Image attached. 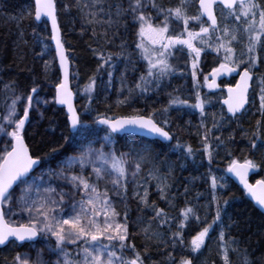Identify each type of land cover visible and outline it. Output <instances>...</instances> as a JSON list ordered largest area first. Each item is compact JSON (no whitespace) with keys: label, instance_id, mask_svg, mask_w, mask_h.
<instances>
[{"label":"snow or ice","instance_id":"snow-or-ice-1","mask_svg":"<svg viewBox=\"0 0 264 264\" xmlns=\"http://www.w3.org/2000/svg\"><path fill=\"white\" fill-rule=\"evenodd\" d=\"M106 3L107 0H74L75 7L84 14L89 24H105L109 29L121 25L127 29L130 25L137 38L135 48L139 50L140 59L146 62L135 88H129L128 94L118 100L117 105L127 104L134 92L138 91L143 96L154 89H161L165 80L170 81L176 75H190L195 102L190 103L168 93V104L160 109H133L131 114L121 117H109L107 113H102L94 118L93 123L104 126L105 145L111 146L117 136L144 139L119 154L114 148L105 151L104 145L97 149L89 144L85 148L78 141L91 130V126L85 123L83 113L73 104L70 76L75 73L70 71L71 62L62 38L58 0H33L27 16L45 27L50 24L51 32L46 39L54 42L55 46L51 59H43V73L47 78L58 62V75L51 99L41 97V89L35 79L27 91H18L14 80L4 84L7 95L4 111L0 113V248L34 249L43 245L37 249L34 259L29 252H17L12 264H145L144 256L149 248L145 246L141 253L132 242L133 233L129 230L127 201L131 183L132 198L137 201L138 211L150 210L151 220L157 221L158 227L153 229L150 221L144 226L145 222L138 218L145 240L162 246L158 249L165 253L162 264H194L198 257L188 259L181 255L177 261L173 251L180 248L181 252L201 253L206 242L213 240V233L217 234L223 264H234L232 255L237 257V264H264V256L258 258V262L250 260L247 247L241 248V241L231 235L233 229L241 234L251 233L252 219H233L229 216L228 223H225L230 198H226L220 190L228 187L226 175L217 176L210 171L207 177L210 181V200L199 206H189L186 200L178 216H170L168 211L150 201L146 186L155 180L159 198L165 200L169 208H176L175 197H170L168 193L170 185L167 177L155 167L158 159L155 149L162 142H169L163 146L172 151L181 150L185 159L196 156L190 144H182L174 137L169 126L171 110L178 113H183L184 109L199 112L200 124L197 128L203 131L200 132L201 148L198 151L211 165L217 149L224 143L221 139L223 129L233 123L239 127L240 120L249 111L246 106L255 104L249 90L256 70L264 65V0H180L175 7H165L157 0H127V7L118 3L114 12L111 4L105 8ZM191 3L198 5L195 13L189 11ZM62 10L68 11L69 5H63ZM241 43L243 51L237 55L236 46ZM120 47L122 51L117 56L123 55L126 46L121 43ZM209 52L216 53L214 59L218 66L203 75L201 81L202 55L207 58ZM50 53L49 45L44 44L38 55L43 58ZM93 54L97 57V73L104 69L107 74V83L101 81L107 91L113 84V72L116 70L113 54L105 55L103 50L97 49H93ZM130 55L125 57V73L129 69L137 71L136 61ZM181 62L184 69L178 70ZM234 73L239 76V81L235 87H227V98L222 101L227 107V114L207 113L205 105L211 101L202 97L201 89L206 87L211 92L220 87L217 80L221 76ZM120 82L123 91L125 74H121ZM258 86L257 111L264 118V74L258 77ZM96 92L97 78L93 75L84 87L88 102L84 112L91 110ZM42 104L45 107L60 105L66 109V135L62 133L61 140L77 143L72 156L61 155L56 144L50 145L51 151L61 157L55 168L50 160L34 156L25 143L27 132L33 125L32 114L43 115ZM208 116L212 119L211 128L206 127ZM256 125L257 131L252 136L260 139L264 135V122L257 120ZM213 129L221 135H213ZM174 139L176 142L173 144ZM227 139H235L234 131L229 132ZM213 140L219 143L214 144ZM250 145L252 150L264 151V140L259 145L252 140ZM42 164L48 167L45 169ZM149 164L152 167L148 168L147 177L143 181L137 180L145 165ZM257 167L252 159L245 158L243 163L231 159L226 173L236 177L243 186L261 220L257 230L264 236V179H258L254 184L248 179L249 172ZM168 174H171V165ZM188 190L185 188V193ZM113 197L124 204L123 213L117 211ZM212 205L215 206L214 215L209 222L208 211L212 210ZM199 207L205 209L203 218L198 214ZM12 217L18 219L12 220ZM193 219L202 227L188 240L185 228Z\"/></svg>","mask_w":264,"mask_h":264},{"label":"trees","instance_id":"trees-1","mask_svg":"<svg viewBox=\"0 0 264 264\" xmlns=\"http://www.w3.org/2000/svg\"><path fill=\"white\" fill-rule=\"evenodd\" d=\"M65 4L69 5L68 11L62 10ZM32 6V0H0V113L4 111L3 105L7 95L4 91V84L10 83L13 80L18 85V91L29 90L32 80L35 79L41 89L40 94L50 98H52L54 94L53 85L58 75L56 64L54 65V70L49 71L47 78H45L43 73V59H51V55H54L50 40L46 39V37L50 35V31L48 26L45 27L43 24H37L34 18L27 16V10ZM123 6L127 7V0H123ZM194 7L195 10H197L195 3ZM58 9H60L58 20L62 29V37L69 56H72L73 73L76 75V72H78L82 79H86L87 82H89V77L93 75H96L97 78V92L94 94L95 100L90 106L91 110L89 112H84L85 107H88L87 98L85 95V97L82 96L81 92L76 89L75 75L72 78L78 109L83 113L85 123L91 126V130L86 133L87 135L91 137L98 133H105L104 129L101 127L98 131L96 128L97 125L93 123L94 118L102 113H107L109 117H121L131 114L133 109H141L144 111H151L154 108L160 109L167 106L169 99L168 93L179 96L181 99H188L190 103L195 102L193 101L194 89L192 88L191 77L187 75L173 78L172 83L167 85L165 94L160 95L161 97L135 96L136 98L129 105H115L118 89L117 82L124 71L125 65L123 55H116L121 53V51H119V49L114 50V44H112L111 40L113 39L112 36L106 37L108 42L104 41L102 31L95 30L94 35L92 27L90 28L81 23L80 15H77L78 10L75 7L74 0H58ZM221 23H223L222 20ZM118 28L119 33L124 35L125 45L133 49L135 34L132 27L129 25L127 29H122L121 26H118ZM41 41H43V43H41ZM114 41L115 44L119 46L120 42L116 39ZM44 44L49 45L51 53L41 58L38 53L43 48ZM93 49L103 50L105 55L112 53L113 63L117 65L116 70L113 72V84L107 91L103 89L101 81L106 84L108 77L104 69H101L100 72L97 73V57L93 54ZM21 56L24 58L21 59ZM208 59H211L210 54H207L206 60ZM107 67L106 65L105 68ZM183 69L184 66L180 68V70ZM138 71L139 68L132 78H137ZM261 74H264V72L261 71L260 67L256 70L255 77L257 81ZM128 79L132 82L131 78ZM110 95H112V97ZM115 96L116 98H114ZM254 96H256L255 89L252 91L251 98H254ZM83 97L85 99H82ZM258 107L259 100L256 97V103L254 106H250L247 114L240 120L239 127L233 123L223 129L221 139L224 143L217 149L211 165L208 164L207 158L202 156L201 152L198 151L201 148V143L197 140V135H199L197 125L200 124L199 112L192 109H184L183 113L171 110L169 126L174 137L178 138L182 144H190L196 152V156L195 158L185 159L181 150L172 151L163 146L167 144L156 147L155 151L158 155L157 161H164V163L171 165V167L175 169V179L171 180L172 184H174L169 196L175 197L176 208H169L167 202L161 200L159 195L154 192L150 193V201L155 202L158 207L164 208L169 212L170 216H178L179 210L185 206L186 200L189 202V206L207 204L210 200V181L207 180L209 172L211 171V173L217 176L226 175V168L231 159H237L240 162H243L245 158L254 160L260 168L255 175L256 178L264 179V173L262 171L264 168V151L252 150L250 145V141L252 140H255L258 145L264 140V135L260 136V139H256L252 136V133L257 131V120H262V122H264V118H262L257 111ZM158 115H160V113H158ZM65 119L66 115L64 111L52 104L49 109L43 113V120L41 123L37 126H32L26 135V142L30 152L34 156H40L42 160H50L51 166H54L61 157L51 151L50 145L56 144L58 152L61 155L67 156L72 154L77 146V143H64L61 140L62 133L66 135L64 128ZM187 125L191 126L190 132L187 130ZM211 125L210 122L206 121L207 128H211ZM186 131H188V135L184 133ZM230 131H234V140L227 139ZM245 133H247V135H245ZM213 135H221V133L213 129ZM83 139H85V137H83ZM140 139L141 138L134 139L133 137L117 136L115 139L117 154L128 149L130 144L139 143ZM79 142L82 141H78V143ZM175 142L176 140L174 139L172 143L174 144ZM213 143L216 144L219 142L213 140ZM228 181L227 189L220 190L224 192L226 198H230L229 204L226 207L227 215L225 216V223H228L229 216L233 219L241 217H250L252 219L253 227L251 233L241 234L233 229L231 235L241 241V248L247 247L250 260L258 262V258L264 256V236L260 235L257 230V226L261 225L259 214L253 209L252 203L247 199L245 193L229 179ZM185 188L189 189L187 193H185ZM130 194L131 193L128 192L127 206L130 217L129 230L133 233L131 240L141 253H143L145 246L149 248L148 253L144 256L145 264H162V257L165 253L158 251L162 246L158 243L153 244L145 240L140 231V224L138 223L139 217L140 219H145L151 218L152 215L144 210L138 211L137 201L133 199ZM119 204L121 205L120 210L123 213L124 204L120 201ZM214 207L215 206L212 205V210L208 212L209 222L211 216L214 215ZM198 214L203 218L205 209L199 207ZM155 223L157 224V221H155ZM173 223H175V221H173ZM198 224L199 222L193 219L190 221L189 226L185 228L186 238L188 240L196 235L200 227H202V225L198 226ZM161 231H166V229H161ZM252 233H255V235ZM212 235L213 240L206 242V247L201 250V253H189L187 250L181 252L180 248H177L175 251L168 249V251H173V256L176 257L177 261L181 258V255H183L188 259L198 257V259L194 261V264H223L219 249L213 245V241L216 239L217 234L213 233ZM249 236H251L250 240L248 239ZM19 251H21V249H3L1 253V263L12 264L13 257ZM231 258L234 264H237V257L232 255Z\"/></svg>","mask_w":264,"mask_h":264},{"label":"rangeland","instance_id":"rangeland-1","mask_svg":"<svg viewBox=\"0 0 264 264\" xmlns=\"http://www.w3.org/2000/svg\"><path fill=\"white\" fill-rule=\"evenodd\" d=\"M157 2L159 4L164 5L165 7H175V6H177L179 4L180 0H157ZM118 3H122L123 4V0H107V3L104 6H105V8H107L108 4H111L113 6V12H114L115 11V5L118 4ZM189 8H190L189 11L191 13H195L196 12L195 7H194V3H191V5H190ZM76 9L78 10V14L77 15L78 16L80 15V19H81V23L82 24H84L85 26H88L90 28L92 27L96 31H102V33H103L102 34V37L104 38V41H107V38L106 37H108V36L111 37L112 36L113 39H111V40H112V44H114V50L119 49V51H122V50H120V45H121V43H124V44H126V43H125L124 35L119 33V28L109 29L108 26L105 25V24H96V23L89 24L87 22V20L85 19L84 14L77 7H76ZM85 11H87V10H85ZM149 11H151V9H149ZM222 22H223V20H222ZM121 27H122V29H126L122 25H121ZM190 27H191V25H190ZM197 30H198V27H197ZM105 32H107V35H105ZM114 32H115V35H113ZM115 39L118 40V41L121 40V43L119 44V46L115 44V41H114ZM136 39L137 38L135 37V41H136ZM108 44H110V43H108ZM125 46H126L125 49H124V52L125 53L123 52V58L125 59L126 56H129V54H131L130 55V58L132 60L136 61V68L137 69L139 68V71H138V75L136 76L137 77L136 79L135 78H132L135 75V72L136 71L133 72V71H131L129 69L125 73V65L127 64V60L125 59L124 71H123L122 74H125L126 75V82L124 84V90L121 91V82H120V77H119L118 82H117V88L118 89H117V99H115V105H117V101L118 100L124 99V97L128 94V89L129 88H135V84L137 82V79L143 73V71H144V65L146 64L145 61H143V60L140 59L139 54H138L139 53V50L135 48V43H134V48L133 49H130V47H128L127 45H125ZM236 47H237V55H239L241 53V51H243V44L242 43L241 44H238ZM208 54L211 55V59H210L211 61L209 59H208L209 61L206 60V58L204 57V55H202V67H201L202 75L200 77L201 78V81H202L203 75H207L211 71V69L214 67V63H215V59L214 58L216 57V53L215 52H209ZM48 57H50V56H48ZM69 57H70V60L72 61V56H69ZM172 62L175 63L176 62L175 59H173ZM139 65H140V67H139ZM183 66H184V63L181 62L179 64V66H178V70H180V68H182ZM261 71L264 72V65H261ZM178 76L179 75H176L173 78H178ZM72 78H73V76H72ZM75 78H76L75 79L76 80L75 81V85H76L75 87H76V89L78 91L81 92V95L84 96V87H85V85H87L88 82L86 81V79H82L81 75L78 72H76ZM128 78H131L132 82H130ZM173 78L170 81L169 80H165L163 82V85H162V88L161 89H159V90H155L154 89L152 91H149L148 93L144 94L142 97H150V96L151 97H161L160 95L165 94V92L167 91V85L170 84V83H172ZM254 89H255V95H256L259 92V86H258V81L257 80H255V82H254ZM208 92H210V91L206 87L201 89V95H202V97H204L206 99H210V101H211L209 104H206L205 105L206 112L207 113H220V112H223V109H221L220 106H219V98L216 97V96H214V95H211V93H208ZM40 95H41V97H46L45 95H42V94H40ZM110 96L112 97V95H110ZM135 96H138V97L140 96L141 97V94L138 91L137 92H134L133 95H132L131 100L127 104H123V105H119V106L129 105L136 98ZM79 97H80V95H79ZM84 97L82 99H85ZM47 98L48 99H51L50 97H47ZM114 98H116V96ZM253 99L255 100V103H256V96H254ZM193 101H195V93H194ZM51 105L52 104H49V105H47L45 107L42 104V105H40V109L44 113L46 110L49 109V107ZM251 105L254 106L253 104H251ZM196 112H198V111H196ZM32 118H33V125L32 126H37L43 120V115L41 116L39 113H33L32 114ZM199 119H200V115H199ZM206 121L207 122H210L212 124L211 116H208L207 119H206ZM211 127H212V125H211ZM96 128L99 131L100 126L97 125ZM190 128H191V126L187 125V130L189 132L191 131ZM188 131H186L184 133L188 135ZM198 131H199V135H197L198 136L197 140L201 143L200 132H202L203 129H200ZM195 134H196V132H195ZM104 135H105V133H98L97 135H92L90 137L89 135H87L85 133L84 136H83V137H85V139L79 140V141H82V142H79V143L82 144L85 148H87V146L89 144H91V146L93 148H97V149L100 148L102 145H104V150L105 151H109L112 148H114L116 150V148H115V141L113 142V144L111 146L105 145V143L103 141V136ZM131 145L132 144H130V146ZM76 148H77V146H76ZM76 148H75V150H76ZM128 149H126L123 152H127ZM74 154H75V151L72 154H70L69 156H72ZM240 154H242V153H240ZM56 164L54 166H52V167L55 168L56 167ZM42 167H44L46 169L48 167V165L45 164ZM129 167L131 168V165H129ZM149 167H152V165L151 164L145 165L144 169L140 173V176L137 177V180L143 181L147 177V171H148V168ZM155 167L159 169L160 174L162 176H166L167 177V182L170 185V187L168 189V193L170 194V191L172 190L173 184H174V183L172 184V181L171 180L172 179L173 180L175 179V177H174V171H175V169H173L171 167V174L169 175L168 174L169 164L164 163V161H157V160L155 161ZM256 169H257V173H258V170H260V168L257 167ZM262 171L264 173V168H263ZM146 186L148 187L149 196H150V193L151 192H154L155 194H158L159 197H160V194H159V192L157 190V187H156V181L155 180L150 181ZM101 187H103V183L101 184ZM110 187H111V185H109V188ZM128 192L131 193L130 195L132 197L133 186H132L131 183L129 184ZM113 199L116 200V208H117V211H120L121 212V210H120V206L121 205L119 204V200L116 197H113ZM149 200H150V197H149ZM144 211L151 213V211L148 210V209H144ZM151 215H152V213H151ZM11 219L12 220H16V219H18V217H12ZM141 219L145 222L144 223V226H147V223L150 221L153 229H156L158 227V225L155 223V221L154 220H151V218H145V219L141 218ZM150 242L153 243V244H156L157 243L155 241H150ZM213 245L219 249V247H218V241L216 239L213 241ZM42 246L43 245L41 244V245H38L37 248H34V249H21V251H19V252H21V253H23V252H29V254L31 255V257L34 259L35 256H36L37 249L39 247H42ZM44 255H45V258H47V252L46 251H45Z\"/></svg>","mask_w":264,"mask_h":264},{"label":"water","instance_id":"water-1","mask_svg":"<svg viewBox=\"0 0 264 264\" xmlns=\"http://www.w3.org/2000/svg\"><path fill=\"white\" fill-rule=\"evenodd\" d=\"M33 1V0H32ZM48 27H49V30H50V32H51V26H50V24L48 25ZM51 45H52V47H53V52H54V42H52L51 41ZM67 55H68V53H67ZM70 60V59H69ZM71 62V61H70ZM56 66H57V70H58V62L56 63ZM70 71H72V63H70ZM236 77H238V81H239V76L238 75H236L235 73L234 74H232L231 76H228V75H224V76H221L218 80H217V84H220V82H222V81H224V80H230L231 78H236ZM254 80V79H253ZM70 81H71V76H70ZM237 81V82H238ZM236 82V83H237ZM70 86H71V88H72V85H71V83H70ZM252 86H253V82H251V88H250V90H249V95H250V92H251V90H252ZM231 87H235V86H231ZM219 89H220V87L219 88H217V89H215V90H213L214 92H217V91H219ZM226 98H227V88H226ZM74 93V92H73ZM225 98V99H226ZM73 104L76 106V101H75V95H73ZM222 105H223V103H222ZM58 108H60V109H63L64 110V113H65V115H67V112H66V109L65 108H63V106H60V105H56ZM224 107H225V109H226V113H227V107H226V105H223ZM77 107V106H76ZM246 107H248V105L246 106ZM102 126V125H101ZM102 127H104V126H102ZM143 138V137H142ZM148 139H151V138H148ZM25 143L27 144V142H26V140H25ZM163 144L164 143H169V142H162ZM256 174V170L254 169V170H251L250 172H249V174H248V179H249V183H255V182H252L251 181V179H252V177L254 176ZM228 175V177L230 178V180L233 182V183H235V185L236 186H238L239 188H241L242 190H243V186L242 185H240L239 184V181H238V179L236 178V177H234V176H232L231 174H227ZM249 200H250V198L249 197H247ZM251 202V201H250ZM252 203V202H251ZM4 248H0V264H2L1 263V251L3 250Z\"/></svg>","mask_w":264,"mask_h":264},{"label":"flooded vegetation","instance_id":"flooded-vegetation-1","mask_svg":"<svg viewBox=\"0 0 264 264\" xmlns=\"http://www.w3.org/2000/svg\"><path fill=\"white\" fill-rule=\"evenodd\" d=\"M136 37V36H135ZM235 81H236V79H231V80H229V81H223L221 84H220V86H221V88H222V90H220L219 92H218V96L219 95H223V93H224V87L225 86H227V85H234V83H235Z\"/></svg>","mask_w":264,"mask_h":264},{"label":"bare ground","instance_id":"bare-ground-1","mask_svg":"<svg viewBox=\"0 0 264 264\" xmlns=\"http://www.w3.org/2000/svg\"><path fill=\"white\" fill-rule=\"evenodd\" d=\"M119 42L121 43V40H119ZM120 43H119V44H120ZM72 72H73V63H72Z\"/></svg>","mask_w":264,"mask_h":264}]
</instances>
